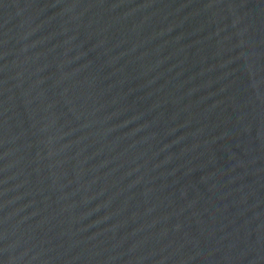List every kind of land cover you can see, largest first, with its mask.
Returning <instances> with one entry per match:
<instances>
[{
  "label": "water",
  "instance_id": "obj_1",
  "mask_svg": "<svg viewBox=\"0 0 264 264\" xmlns=\"http://www.w3.org/2000/svg\"><path fill=\"white\" fill-rule=\"evenodd\" d=\"M0 264H264V0H0Z\"/></svg>",
  "mask_w": 264,
  "mask_h": 264
}]
</instances>
